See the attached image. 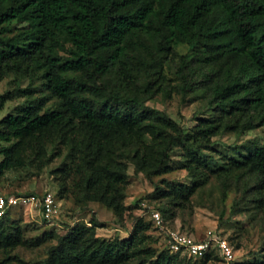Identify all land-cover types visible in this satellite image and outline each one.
<instances>
[{"label": "trees", "instance_id": "1", "mask_svg": "<svg viewBox=\"0 0 264 264\" xmlns=\"http://www.w3.org/2000/svg\"><path fill=\"white\" fill-rule=\"evenodd\" d=\"M180 45L188 50L170 59L178 91L183 99L199 95L210 112L198 118L201 137L264 126V0H0V73L40 72L58 101L53 108L32 101L0 119V178L24 166L28 150L45 158L50 144L70 161L62 171L79 200L101 202L120 216L128 162L151 178L169 171L170 153L181 146L193 163V186L166 184L149 197L192 194L206 181V160L130 83L135 65L161 68ZM218 171L224 188L242 191L232 211L245 200L264 204V140L248 143ZM158 210L166 221L169 210ZM149 225L138 219L128 238L110 240L96 236V223L67 225L63 235L49 233L56 242L43 263L181 264L182 257L217 254L156 252ZM21 235L17 221L0 224V251L20 244Z\"/></svg>", "mask_w": 264, "mask_h": 264}, {"label": "rangeland", "instance_id": "2", "mask_svg": "<svg viewBox=\"0 0 264 264\" xmlns=\"http://www.w3.org/2000/svg\"><path fill=\"white\" fill-rule=\"evenodd\" d=\"M187 50L185 45L178 46L174 53L166 55V63L161 62V68H148L145 72L144 65H135L134 75L137 77L130 83L132 91L140 94L147 106L165 113L184 129L189 144L207 162L205 183L186 197H149L156 187L165 190L166 184L193 186V163L181 146L174 147L170 153L169 171L151 178L143 171H135L128 162L126 209L118 216L101 202L79 200L72 187V178L66 177L62 171L64 166L70 165V161L63 155L58 156L50 144L47 145L45 158L38 159L33 151L28 150L26 162L30 160L0 178V195L32 193L41 198L50 194L56 211L45 218L38 209H30L27 205L11 209L6 220L0 224L6 226L11 221H17L22 242L14 248L1 250L0 264H44L47 248L56 242L49 237V233L63 235L66 226L75 223L88 226L96 223V236L110 240L128 238L140 219L150 224L147 231L150 244L156 252H160L164 250L163 234L151 220V210L159 208L169 210L165 217L167 226L196 239L213 230L228 241L234 252L230 261L217 253L206 261L182 257L181 264H264V204L245 200L232 211V204L241 197L242 191L231 184L224 188V182L218 177L219 168H225L230 159L239 156L248 143L263 142L264 126L243 133L218 131L206 139L201 137L197 132L198 118L205 114L210 116V112H205L206 102L196 94H189L185 99L181 97L175 75L176 61L170 63L171 57L175 58L176 54ZM1 96L5 99L0 105V119L32 101L44 100V108H53L58 102L49 96L40 72L30 75L0 73V102ZM48 157L50 160L46 161Z\"/></svg>", "mask_w": 264, "mask_h": 264}, {"label": "built area", "instance_id": "3", "mask_svg": "<svg viewBox=\"0 0 264 264\" xmlns=\"http://www.w3.org/2000/svg\"><path fill=\"white\" fill-rule=\"evenodd\" d=\"M29 206L38 209L45 218L51 217L54 209L52 195L45 194L41 198L36 195H0V217L8 210L20 206ZM151 220L163 234L164 247L171 253H180L187 257L201 258L208 252L215 250L223 259L230 261L234 252L228 241L213 230H208L203 238L196 239L185 232L175 230L166 225L158 209L151 210Z\"/></svg>", "mask_w": 264, "mask_h": 264}]
</instances>
